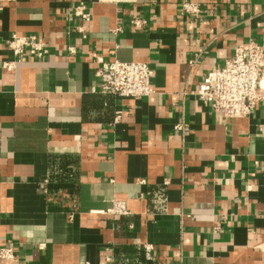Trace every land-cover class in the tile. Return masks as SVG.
I'll return each instance as SVG.
<instances>
[{
  "label": "crops",
  "instance_id": "crops-1",
  "mask_svg": "<svg viewBox=\"0 0 264 264\" xmlns=\"http://www.w3.org/2000/svg\"><path fill=\"white\" fill-rule=\"evenodd\" d=\"M182 1L0 0V63L11 34L49 49L0 67V247L17 254L0 264H100L110 248L112 264H264V101L224 119L195 96L235 46L264 43V0H189L197 19ZM93 54L147 63L153 92L101 93ZM113 200L129 213L104 214Z\"/></svg>",
  "mask_w": 264,
  "mask_h": 264
},
{
  "label": "built area",
  "instance_id": "built-area-1",
  "mask_svg": "<svg viewBox=\"0 0 264 264\" xmlns=\"http://www.w3.org/2000/svg\"><path fill=\"white\" fill-rule=\"evenodd\" d=\"M204 7L196 1L183 0L178 8V14L187 19L200 18ZM72 15L83 22L90 20L91 14L84 2L72 6ZM147 19L138 15L131 17L127 25L134 29H141L147 25ZM123 23H117L113 32H121ZM77 32L85 36V27L77 26ZM5 46L11 58L4 59L0 67L6 71H13L18 62L28 56L43 60L49 54L48 47L35 34H11ZM69 54L75 53L74 46H68ZM94 61L99 64L96 74L99 78L100 91L115 97L140 100L153 92L151 78L153 70L145 62L121 61L114 58L110 61L93 54ZM195 96L224 119L247 117L264 101V43H257L249 39L244 45H237L222 67L210 69L199 83ZM120 116L115 113L114 121ZM178 130L183 129L182 124L175 125ZM111 219L128 214L123 201L113 200L111 206L103 211ZM217 228V227H216ZM145 255L152 257L153 246L144 245ZM104 256L100 264H112L113 254ZM17 254L13 246L0 247V261L15 262Z\"/></svg>",
  "mask_w": 264,
  "mask_h": 264
}]
</instances>
